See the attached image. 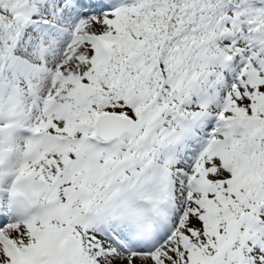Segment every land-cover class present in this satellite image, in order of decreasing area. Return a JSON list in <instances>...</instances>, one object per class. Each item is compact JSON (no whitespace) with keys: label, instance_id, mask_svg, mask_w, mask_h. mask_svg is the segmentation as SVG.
Returning a JSON list of instances; mask_svg holds the SVG:
<instances>
[{"label":"snow or ice","instance_id":"6c2138e0","mask_svg":"<svg viewBox=\"0 0 264 264\" xmlns=\"http://www.w3.org/2000/svg\"><path fill=\"white\" fill-rule=\"evenodd\" d=\"M0 264H264V0H0Z\"/></svg>","mask_w":264,"mask_h":264}]
</instances>
